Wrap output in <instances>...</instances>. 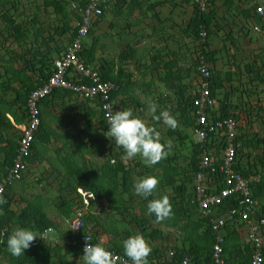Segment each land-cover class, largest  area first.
<instances>
[{
    "label": "crops",
    "instance_id": "obj_1",
    "mask_svg": "<svg viewBox=\"0 0 264 264\" xmlns=\"http://www.w3.org/2000/svg\"><path fill=\"white\" fill-rule=\"evenodd\" d=\"M253 6L251 0H212L207 6V14L210 15L206 37V50L211 53L209 64L218 77L226 79L230 76L234 85L245 84L248 77L246 64H252L264 74V28L251 18ZM196 9L195 0H108L103 15L94 18L92 36L84 39L86 47L91 49L92 66L101 68L109 76L119 77L121 88L115 97L111 98L114 112L131 109L135 116L147 120L157 128L161 133V142L171 140L173 147L174 139H166L167 134H163L168 130L163 122L150 120L146 101L150 100L158 106L157 115L163 110L174 113L173 116L178 115L176 104L177 97L181 93L180 86L185 88L186 85L193 84L191 79L193 74L188 75L186 68L194 62V52L199 42V39L193 35V27H191ZM70 24L76 26V21H70ZM55 44L51 42L50 46L54 48ZM53 55L55 58L56 54ZM0 56L5 57L1 54ZM5 60L4 58L0 60V64L2 65ZM12 66L16 70L22 69V66L16 62ZM37 66L36 63L30 69L27 67L18 77L10 73L14 79L13 86L19 90V93L12 90L4 94L3 99L0 100V111L14 126L12 131H21V127L26 122V107L22 102H17L11 108L15 114L12 116L7 104L23 93L19 89L21 85L41 81ZM5 76L3 75L2 78ZM232 83L227 80L224 90H217L216 99L226 97L227 101H244L241 89H233ZM250 90L258 92L261 88L251 85ZM189 91L188 88L183 92L188 94ZM251 99L255 107L259 104L263 108L264 86L261 95ZM45 103L42 112L45 121L49 123L50 133L47 140L50 138V141L36 152L34 161L30 163L20 183L15 184L12 190L6 189V192L8 191L14 198L13 208L18 209L23 206L20 195L41 196L48 216L61 224L58 231L65 232L66 217L58 213L55 203L59 195H74V192H70V181L73 177H78L75 173L80 172L83 175V171L86 170L90 178L103 181L110 192V196L103 191L100 197H97L91 191L79 187L82 191L93 194V197L88 198L91 219L86 222L83 231L90 233L95 243H103L105 247L123 251L122 242L132 235L140 234L152 247L148 260L159 263L166 261L171 251L186 250L189 241L184 238L185 231L182 229L184 226L178 220L179 209L174 203L176 195L171 185L179 182L180 178L175 176L167 179L158 165L147 167L136 158L135 161H129L134 165L129 168L132 187L124 189L121 186L122 176L117 174V186L113 188L112 177L107 174L108 172L106 174L104 172L107 160L100 154L101 152H98L101 151L99 150L101 127L91 115L95 113L96 119L99 116L98 101L96 99L86 101L85 98L73 94L71 97L61 98L48 96ZM242 108L251 110L252 107L244 103ZM255 114L251 112V115L255 116ZM257 124L261 128L255 129V133L263 134L264 123L259 121ZM188 129L192 133L191 127ZM88 132L92 135H87ZM5 134L6 132L2 131V135ZM193 141L196 143V139ZM115 149L119 150L118 147ZM245 152L249 153V160L254 159L261 163L260 159L264 158V147L245 148ZM123 155L122 150L121 158ZM180 162L182 161L173 164L180 165ZM243 164L244 167L247 166L246 162ZM263 169L261 168V171H264ZM148 175L156 176L160 184L153 196L143 198L134 192L133 185L138 179ZM165 195L170 198L173 217L158 223L154 215L148 214L147 204L151 199ZM186 195L194 202L193 193ZM217 212L219 215L224 213L222 210ZM191 213L193 219H198L201 214L198 208L192 209V207ZM203 229L204 227L201 226L200 232ZM211 231L214 232L212 229ZM233 232L238 233L242 245L236 246L232 242L234 246L228 248L229 258L227 256L226 259L232 264H245L246 237L241 226L230 223L222 229L223 237L227 240ZM261 235L264 245V226ZM81 257L70 254L68 260L71 264H83Z\"/></svg>",
    "mask_w": 264,
    "mask_h": 264
},
{
    "label": "trees",
    "instance_id": "obj_2",
    "mask_svg": "<svg viewBox=\"0 0 264 264\" xmlns=\"http://www.w3.org/2000/svg\"><path fill=\"white\" fill-rule=\"evenodd\" d=\"M23 1L29 3L26 6L27 8L25 9V11L28 10L27 13L21 12L22 0H0V54L6 57L5 58L0 56L1 61L3 58L6 59L2 65L0 64V100L3 99L4 94L9 91L14 90L16 93H19V90H17L15 86H13L12 81L14 79L10 76V73L18 77L19 74L24 73L27 67H29L28 69H30L32 65L37 63V69L40 72L41 81L33 84L25 83L24 85H21L19 89L20 91L22 90L23 93L19 94L16 100L12 101L10 104H7L8 110L11 113L9 111L8 112L11 115L13 114L14 116L15 114L11 111L12 106H14V104H17V102H22L24 106L26 105V99L29 92L47 79V77L53 70L54 60L62 51L66 49V46L73 42V39L76 35V26H72L70 24V21L74 20L77 22V20L79 19L78 10L85 4V0ZM71 1H75L77 3L78 9H72L70 5ZM211 2L212 0H208V5ZM251 2L253 6L254 0H251ZM10 10L13 11L10 12ZM15 12V15H11ZM252 12L253 16L251 18L253 19V21L259 23L257 25H260L261 28H264V15L257 14V12H255L254 6L252 8ZM19 14L24 16V18L20 21L17 20V16ZM102 15L103 12L98 16V18ZM209 20L210 15L207 14V11L199 12L198 9H196V13L191 26L193 27V35H195L196 39H198L199 28L201 26L205 27L208 34ZM93 21L88 33L82 38L81 47L77 53L78 56L83 60L84 64H86L87 66H92V53L91 49L86 47L84 39L88 36H92ZM51 42L56 43L54 48L50 46ZM199 52L204 55L206 62L210 66L209 59L211 53L206 50V45L200 46L198 42L197 50L194 52V62L190 67L186 68V72L188 73V75L189 73L193 74L191 76V79H193V84L186 85L185 88L183 86H180L181 93L180 96L177 97L178 101L176 104V110L178 111V115L175 116L181 123L182 127L186 128L192 127L195 123V105L193 104V99L198 93L200 82V75L197 71L196 59V56ZM53 54H56L55 58ZM14 62L20 64L22 66V69H14L12 66ZM8 64H10V66H8ZM246 67L248 77L245 84L243 85L239 83L238 85H234L230 76H228L226 79H222L218 77V74H215V71H213L210 66V77L208 78L211 91L210 94L216 99L217 90L225 88L224 84L228 80L229 83L233 84V89H241V95L244 96V101H227L226 97H223L222 99H216L215 105L210 106L207 111L212 120L232 115L237 122L235 137V142L238 145L236 151V166L245 177L253 175L258 176L259 178L258 181H252L250 183L252 198L256 199L259 202V208L256 210V215L257 217H259L264 216V171H261V168L263 169L264 167V158L262 157L260 159L262 161L261 163L257 162L254 159L249 160V153H244V149L264 147V133H255V129H259V124L257 123H259V121L262 124L264 123V107L262 108L259 104H256L255 107V105L251 102L252 97L257 98L258 95H261V92L263 91L264 77H262V75L264 76V74H262L263 71L255 69L252 64H246ZM95 68L98 69L99 74L103 80H111L118 86V89L111 93V98H114L116 93L121 88L119 77L117 75L109 76L101 68ZM253 68L255 70H253ZM179 71L181 72V69H179ZM3 75L6 76L2 78ZM178 77H182V75H178ZM251 85L253 87L254 85H256V87H260L261 90L258 92L251 91ZM241 86H243V88ZM188 88L190 89V91L188 92V94H184L183 91ZM73 94L75 93L68 89L57 87L54 88L50 92V94L46 95L39 101L41 121L38 126V130L34 134L31 153L28 157L29 164L23 177L27 173L30 163L34 161L36 152L40 151L45 143L50 141V138H48L47 140V137H49L48 135L50 133L49 123L45 121L42 112L43 106L46 105V103L44 104L46 98L48 96L59 98L63 96L71 97V95ZM88 100L90 99H86V101ZM257 102L260 101L257 100ZM244 103L247 105L249 104V106L252 107L251 110L249 108L243 109L242 105ZM242 112L243 114L241 115ZM251 112H255V116L251 115ZM91 115L94 116L95 122L97 121L99 123V126L101 127V149H99L101 151L98 152H101L100 154L107 160L104 166V172L105 174L108 172L107 174L112 177V182L114 181V185H112V187L114 188L117 186V174H121L122 176L121 186H123L124 189H126L127 187H132L131 170H129V168L130 166L133 167L134 165L129 161H124L121 158L122 149L118 148L119 150L117 151V149H115L117 146L115 145L114 140L109 139L104 135L108 131V128L100 110L97 119L95 113H92ZM6 118L7 117H5L4 113L0 111V154L2 155V159L0 160V180L5 177L7 168L13 163L18 148V139L21 133L18 130L12 131V128L14 126L11 125V123H9V119ZM150 120H152L151 117ZM17 121L19 122L20 120L17 119ZM2 131L6 132L5 136L2 135ZM167 134L172 139H174L175 144L172 149H175V151L173 156L167 157L157 165L162 168L163 173L167 176V179L174 178L175 176H178L180 178L179 182H176L175 185H171L172 190L176 195L174 203L179 209L178 220L183 223L181 225L184 226L182 228L185 231L184 238L188 239L189 247L186 250L176 249L174 251H171L172 253L166 261H162L161 263L149 261V263L177 264L185 256H188L191 261L197 263L209 261L215 232L211 231V227L208 225L207 219L201 216V214H199L198 219L192 218L191 215L193 213H191V207L192 209H197V205L196 203L190 201V196L186 195L187 193H189L190 195L193 193L194 176L198 169L199 160L198 144L191 140V143H189V149L186 150V154L181 155L178 153L182 148H187L186 141L188 138V134L184 131V129H180L177 131V129L170 128H168ZM87 135H92V133L88 132ZM178 149L180 150L179 152ZM241 154L243 157H245L246 161H242V157H240ZM180 155L183 158L179 157ZM111 159L114 160L112 163H110ZM137 161L139 162L138 159ZM179 161H187V163L180 162V165L176 164L178 166L177 168V166L173 164V162L178 163ZM244 162H246L247 164L246 167H244V164H241ZM79 169L80 171H82L81 167H79ZM83 173V175L80 174V172L75 173L79 177V179L78 177H73L70 181V192H74V195H59L58 201L55 203V207L58 213L64 215L66 218H69L77 210L82 211L86 223L91 219V215H89V205L85 207L82 201V197L77 188L82 187L83 189L91 191L97 197H100V193L103 191L108 196H110V192L102 183L103 181L99 182L90 178L89 172L86 170H84ZM22 179L15 181L7 188L12 190L13 186L15 184H19ZM219 180L220 176L218 174H215L213 181ZM213 181L208 183L211 184L213 183ZM3 196L7 203L0 205V209L3 210V214L0 215V225H8L10 227H26L37 232H42L48 226H52L56 231L55 233L53 232L51 236L57 238L59 237V240H61V242L59 243H53L49 240L41 241L40 239H38V243L36 245H31L29 249L25 250L24 256L15 258L11 256L7 251L6 238L5 241L0 244V261L3 264H71L68 260V256L70 254L83 256V253L77 247L63 244L62 240L64 237V231H58V227L61 224L48 216L47 212L45 211V204L41 196H27L25 194L20 195V202L23 203V206L19 207V210L13 208L12 204L14 202V198L8 191H5L3 193ZM234 196L235 195L233 194L228 198V200L222 207L223 210H226L230 206L236 205ZM204 225L207 226L205 227ZM201 226H203L204 229L200 232L199 229ZM231 234L230 239L227 240L226 238L222 243L223 256L226 264H232L229 259V261L226 259L227 256V258H229V252H227L228 248L230 246H234V243L236 244V246L242 245L238 233L233 232ZM93 241L95 242L94 238ZM232 242L234 243L232 244ZM253 248L254 246L250 245V243L246 241V243L244 244V251L247 254L245 255V264H249L251 255L254 251ZM260 249L262 250V255L264 258V245H262ZM114 250L124 254L122 250Z\"/></svg>",
    "mask_w": 264,
    "mask_h": 264
},
{
    "label": "built area",
    "instance_id": "obj_3",
    "mask_svg": "<svg viewBox=\"0 0 264 264\" xmlns=\"http://www.w3.org/2000/svg\"><path fill=\"white\" fill-rule=\"evenodd\" d=\"M108 0H85V4L79 11V19L76 22V35L73 42L66 46V49L54 60L53 70L47 79L40 85L33 88L26 99V122L21 127L18 139V148L13 163L7 168V173L0 180V187L3 193L7 187L15 181L22 179L28 167V157L31 153L34 134L38 130L41 121L39 101L50 94L57 87L68 89L73 93L86 98L96 99L99 103L100 112L105 120L106 112L111 109L114 112L111 93L118 89L116 83L111 80H103L97 68L87 66L78 56L82 38L88 33L92 21L102 14ZM199 12L207 11L208 0H195ZM72 9H78L75 1H71ZM255 12L264 15V0H254ZM257 29V27H255ZM207 31L204 26L199 28V45H206ZM201 48V47H200ZM197 71L200 75L198 93L193 99L195 105V123L191 127L193 136L198 144V169L194 176L193 201L196 203L200 213L208 221V225L215 232L214 242L210 254V260L197 263L191 261L188 256L183 257L177 264H226L223 256V234L222 229L227 224L240 225L244 231L246 241L254 246L249 264H263L261 246L263 238L261 235L264 226V216L257 217L256 210L259 202L252 198L250 183L258 181V176L249 175L245 177L237 168V144L235 142L237 122L232 115L212 120L208 114V108L215 105L216 99L210 94V66L202 53H198ZM111 163L114 161L110 160ZM220 176L219 181H213L214 175ZM209 184L208 182H212ZM221 184V185H220ZM80 193L85 207L89 205L88 198L93 194L88 191L77 189ZM236 201L235 206L226 210L222 207L232 195ZM217 210L224 213L219 215ZM257 217V218H255ZM79 222L80 229L68 230ZM66 226L63 244L77 247L82 253L86 243L85 238H90L89 243L95 245L90 233L83 231L86 223L83 212L77 210L69 218L64 219ZM17 227L0 225V244ZM51 228L53 231L45 233ZM44 231L43 240L59 243V237H53L55 228L48 226ZM36 239L31 245H36ZM118 259V264H131L128 258L112 248L106 247ZM151 264V263H149Z\"/></svg>",
    "mask_w": 264,
    "mask_h": 264
},
{
    "label": "clouds",
    "instance_id": "obj_4",
    "mask_svg": "<svg viewBox=\"0 0 264 264\" xmlns=\"http://www.w3.org/2000/svg\"><path fill=\"white\" fill-rule=\"evenodd\" d=\"M148 103V114L154 122H163L170 129L179 127V122L170 111L163 110L156 114L157 105L152 101ZM108 121V131L104 134L107 138L114 140L115 145L123 150L124 161H131L139 158L147 167H153L171 153L173 144L169 140L166 143L161 142V133L157 128L148 123L147 120L135 116L131 109L119 110L113 112L109 109L106 112ZM160 180L153 175H148L138 179L134 185V192L143 198L153 196L158 189ZM7 203L3 196V188L0 187V205ZM147 212L154 215L156 222L162 223L173 217V208L169 196L151 199L147 204ZM3 210L0 209V215ZM80 229L77 221L73 228L68 230ZM53 229L48 228L45 233ZM46 238L45 234L38 233L26 227L15 228L6 240L7 251L11 256L19 258L24 256L26 249L36 240ZM90 238H85L86 243L83 249V264H118V259L108 250L103 243L95 245L88 242ZM2 242V241H0ZM124 255L131 261V264H149L148 257L152 253L150 243L140 234L132 235L122 242Z\"/></svg>",
    "mask_w": 264,
    "mask_h": 264
},
{
    "label": "rangeland",
    "instance_id": "obj_5",
    "mask_svg": "<svg viewBox=\"0 0 264 264\" xmlns=\"http://www.w3.org/2000/svg\"><path fill=\"white\" fill-rule=\"evenodd\" d=\"M29 3H26V1H23L22 0V10H21V12L22 13H27V11H25V9L27 8L26 6L28 5ZM8 7H9V5H8ZM13 10H10V12H12ZM29 12H30V10H29ZM16 14V12L15 13H13V14H11V15H15ZM24 18V16H22V15H18L17 16V20L18 21H20V20H22ZM180 123V122H179ZM261 127H259V129H260ZM178 130H180V129H184V131L188 134V138H187V144H186V146H187V148H182L181 149V151L178 149V154H181V155H184V154H186V150L187 149H189V143H191V140H194L195 139V137L192 135V133L189 131V129L188 128H186V127H182V125H181V123H180V125H179V127L177 128ZM163 134H167V132H166V130H165V132L163 133ZM167 137H166V139H169V138H171L170 136H168V134L166 135ZM177 149V148H176ZM174 151H175V149H173V151H172V153L171 154H173L174 153ZM240 151H241V149H240ZM179 156V157H181V158H183L182 156ZM240 157H242V161H244L243 159H245L243 156H242V154H241V156ZM183 162V161H182ZM241 164H243V163H241ZM0 264H3L1 261H0Z\"/></svg>",
    "mask_w": 264,
    "mask_h": 264
}]
</instances>
